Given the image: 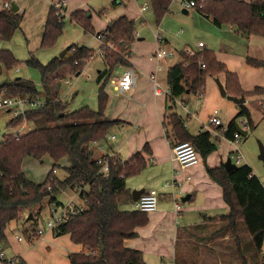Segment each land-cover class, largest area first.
Returning a JSON list of instances; mask_svg holds the SVG:
<instances>
[{"label": "trees", "instance_id": "trees-1", "mask_svg": "<svg viewBox=\"0 0 264 264\" xmlns=\"http://www.w3.org/2000/svg\"><path fill=\"white\" fill-rule=\"evenodd\" d=\"M150 1L155 21L159 23L168 12L172 0ZM194 8L209 16L216 26L232 24L244 36H264V0H203L201 6ZM71 16L85 31L92 29L90 15L86 11L76 10ZM22 17V12L0 6V38L10 40ZM64 17L58 15L51 4L45 19L41 48L55 44L62 33ZM134 32L135 22L126 16H119L104 31L99 32L105 33L106 39L111 40L116 49L100 45L108 67L97 78L101 82L97 93V109L85 105L69 111L68 102L60 99L57 91L63 78L61 72L68 69L79 74L85 62L95 56L94 50L72 44L69 50L73 47L74 52L69 57L55 56L47 63H42L34 55L19 60L10 50L0 49V62L7 69L21 64L37 69L41 84L39 89L32 79L17 77L0 84V90L9 96L27 98H39L40 93H43L45 100L43 107L26 109L7 122L8 127L29 122L35 125L34 128L22 134L8 133L0 141V242L6 238L7 224L16 220L25 209L40 205L45 198L60 205L61 202L55 196L57 192L87 184L88 188L79 194L86 201V209L70 215L54 231L55 234L68 233L73 243L85 249L69 253V264H146L142 252L126 247L124 240L134 237L137 227L148 223V214L135 208H120L121 204L132 201L131 190L126 187L125 179L139 173L145 167V159L139 152L128 159H122L118 154H104L102 159L109 163V172L105 175L100 171L101 163L93 156L92 147L93 142L104 141L108 130L119 122L104 115L107 102L104 86L111 79L115 66L129 65L126 54L134 39ZM181 54L183 59L167 70L170 100L187 89L191 92L199 89L197 93L202 95L205 77L217 76L219 73H224V86L229 95L264 92V87L243 91L237 74L219 62L211 49H200L192 55ZM199 61L205 66L201 67ZM246 63L264 68V61L251 57L246 58ZM239 106L235 118L244 116L251 129L253 125L248 108L243 104ZM168 119L171 134L167 136L171 145L188 141L202 158L215 150L217 138L212 139L210 131L192 135L179 115L172 113ZM233 123L230 122L226 131L230 139H233L235 131ZM145 150L148 147L145 146ZM45 155L52 159L51 168L43 181L34 182L24 174L22 160L26 156L41 160ZM64 157H68L72 163L62 166L66 175L60 179L54 174V169L61 166L59 162ZM207 172L221 186L223 199L229 207L228 213L220 216L223 229L228 230L235 240L241 264H248L240 248V223L246 228L254 249L260 251L264 241V185L246 163L238 164L230 171L221 164L219 167L207 168ZM21 264L26 262L22 260Z\"/></svg>", "mask_w": 264, "mask_h": 264}, {"label": "crops", "instance_id": "crops-1", "mask_svg": "<svg viewBox=\"0 0 264 264\" xmlns=\"http://www.w3.org/2000/svg\"><path fill=\"white\" fill-rule=\"evenodd\" d=\"M5 1H9L15 4V0H0V6ZM54 1L55 0H24V6H22L23 8L20 7L18 4H15L17 6V11L23 13V17L19 27L15 30L14 34L17 32L21 34L22 38L20 40L22 43H24V48L22 52H17V46L15 45V43H13L12 39L3 40L0 38V49L10 50L17 58H29L31 55H34L42 63H47L52 57L55 56L59 58L69 57L71 55L69 48L62 56H59V53L65 47H69L72 44L78 46H85L89 49L94 50L95 52L97 51V54L87 64V66L94 64L93 60L98 56L101 58V63H99L100 68H97V74L95 77V82L98 86L96 93H98V88L101 84V82H98L97 78L99 74L108 67L107 62L102 54V51L100 50V41L96 38V31L97 33L104 31L108 27V25L119 16H126L128 19L133 20L135 22L134 39L129 44L127 49L128 53L126 54L129 65H123L120 67L118 65L115 66L111 73V79L118 77L125 70L124 67L133 66V70L137 75L136 82L133 87L124 92H119L115 90L113 88V85V92L106 91L107 102L104 110V115L110 119L118 120L119 122L112 126L107 132L110 135L114 134L115 137L113 139L104 140L105 143L102 144V146H106V151L103 150V152H100V149L95 147L98 145L92 143V147L94 148L93 156L99 159L102 158L104 154L116 153L122 159H128L135 152L141 153L145 159V167L139 173L133 175L132 177L130 176V179L132 180L130 183H127L129 177L125 179L126 187L129 188L131 191L133 189L140 188H144V190H149L151 188H154V186L159 185V183L162 182L164 179L166 182V179L168 178H171V180H176L177 185L172 191L168 190V188L163 187L164 189H167V191L163 190L164 192H162L165 194V198L161 199L159 204H157V208L155 210L147 212L149 218L148 223L144 226L137 227V234L132 238L125 239L124 245L128 248L139 249L142 252L143 259L146 264H151L153 261H156L158 264H165L163 262L165 258L171 259V264H223L224 258H222L223 256L220 255L225 251H217L219 249H216L214 247V243L216 239H220L227 233L226 230L223 229L222 220L213 222L211 221V219H219L221 215L228 213L229 207L223 199L221 186L210 178L207 172V168L219 167L221 166V164L224 165V162L226 161L227 157H230L232 162L235 163V155L238 154L237 144L239 143L241 137L236 143L233 141L232 138H229V136L226 134V131L231 121H234L233 125L235 131H239L237 126L240 121H246V118L244 116H239L235 118L236 114L240 110V104H237L232 100L228 99L226 96L221 95L219 91L215 78L218 77L219 81L224 86V73H219L217 76L207 75L205 77L204 91L202 95L199 96L198 93L196 94V92H191L187 89L179 96L174 97L173 100H170L171 97L167 85V70L169 67L176 65L183 59L182 54H180L181 49L187 46H192L186 43H184L182 47L174 46V43L170 38L162 36L160 32H158L156 40H154L153 43L152 41H150L152 43V54H145L146 50H143L142 48L144 46L143 41L145 40V37L140 36L136 31L135 18H140L139 22L146 23L148 19L143 13L144 11L149 10L151 13H148L147 16L149 18L151 17L155 19L153 10L151 8L150 0L148 2L146 0L142 3H139L138 6L133 3V7L125 4L124 10H126L127 12H122L123 14L121 13L115 18H111L109 21L105 22L104 28L101 29H96L91 25L92 29L85 31L84 27L79 22H77L72 16H70L69 26L66 27L64 24L62 33L57 38L55 44L49 48L43 49L40 47V41L44 31L45 19L48 9L51 4L54 3ZM112 3H119L123 5V0H113ZM179 3L181 5L183 13L188 14L189 9H194L197 13L200 14V16L212 22L209 16L203 15L195 8L184 7L181 4V0ZM142 6H144L145 8L142 9ZM63 8L64 12L65 9L66 11H70L72 9V5H70L69 10L68 5L66 4L63 6ZM76 10L80 9H73L70 12V15L73 11ZM101 12L102 11L100 10L98 11V13ZM127 13L130 16H128ZM170 13L171 11L169 6L168 12L165 15ZM142 16L144 17L141 18ZM160 23L161 21L159 23H156L157 26H159ZM212 24L214 23L212 22ZM75 26H78V30L83 32L86 36H88L89 38L91 37L89 39L91 40L89 44L85 45V42L81 40L76 42L73 41V37L76 35V33L74 29L70 28H73ZM221 27H228L230 31L240 34L236 31L235 25L223 24L219 28ZM249 36L246 37L250 38ZM251 36H254L253 40L255 48L254 50H248L246 52V55L242 56V61H244V65L242 64L240 67L233 68L226 67L229 71L237 74L240 87L243 91H252L256 87H264V68L261 66L249 65L245 61L247 57L264 61V36ZM136 43L140 46V48H136V51H138L137 55L135 54L134 50V46ZM159 47H164V49L166 50H171L173 51V54L177 51L178 60L173 62L169 60V58H171L173 55L162 56L159 59L153 57L156 49H158ZM192 48H194L195 51L200 49H211L205 46L204 43L202 46H198L197 44V47ZM148 55H150L148 57L149 61H146L144 58H146ZM137 56H139L140 58ZM215 57L221 63H223L221 59L224 60V62L228 63L226 58L220 57V59L217 55H215ZM223 64L225 65V63ZM1 65L4 66L0 62V71ZM61 74L63 75V78L60 80V85L57 90L58 97L63 101L68 102L67 110L70 111L71 109H69V101L66 100L67 94L62 95L61 85L63 83H68L70 81V78H73L74 76H77L79 74L73 73L68 69H64ZM207 77L209 78V80L206 82ZM15 78L17 77H10L7 81L13 80ZM153 80H155L159 85L161 89L160 93H153ZM205 85H208L209 87L207 90ZM105 89L106 85L104 86V90ZM40 95L44 96L43 93H40ZM233 96L239 97L241 95ZM243 96L245 97V101L242 104L248 108L250 112V118L252 120L253 127L251 128V130L254 129V132H256L257 130H259V128H261V124H264V92L251 93ZM201 98L211 103L216 102L217 104H226L224 98L230 100L231 103H228L227 109L228 111L231 110L233 112L231 116H228V122L226 124L223 123V121L218 115L217 110L216 116L220 118L222 122L221 125L213 126L207 123V119L209 118L213 110L216 108L210 110L208 112L207 117H202L201 115H199V108H196V103L198 99ZM193 103L195 104V106L193 105ZM235 104L239 107H235ZM181 107L184 109L185 112H183ZM5 111L9 112V110L7 109H5ZM172 113H176L182 118L185 127L187 128L188 132L192 135H195L201 131H210L212 139L217 138L215 150L208 154L205 158H202L198 154V162L196 164L189 167L180 168L179 164L176 161L172 160L171 144L167 136V134H171V124L168 122V116ZM197 114L198 117H196ZM193 119L197 123V126H195V128H189L191 123L194 122L192 121ZM29 125V122H23L22 124V126H26L27 128ZM239 128L241 129L240 132L242 135V131H245V129H243L242 126ZM246 132H248V130ZM258 136L261 139H264V133H261ZM145 146L148 147V150H145ZM45 156L48 157V155ZM45 156L43 158H46ZM28 157L30 156L24 157L23 160ZM50 161L52 165L51 158ZM59 163L61 166L64 167L70 166L72 161L68 157H64L60 160ZM241 163L244 162H241L240 160L238 164ZM251 169L254 173L252 167ZM54 172H56L55 169ZM65 175L66 173L63 170V175L59 178L61 179ZM134 177L135 179H132ZM72 189H68L63 192L68 193L69 191H72ZM181 190L183 191V194H181L180 200L182 201V198L185 196L188 197L185 201H182L184 205L181 206L180 210L175 211L174 203H171L170 200L167 199H172L173 202L175 200L179 202L180 200L178 199V194L181 192ZM56 198L58 201L61 202V204L63 203L58 197ZM68 198L70 200L72 198V195L68 196ZM40 211L42 212V208ZM40 211L38 212V214L41 213ZM23 212H25V210ZM30 212L25 214L28 215ZM38 214L36 216H38ZM36 216H33L32 219H26V217L24 218V216H21L20 218L19 216L15 220L16 225L12 223L14 226H16L14 229L18 231H16L17 236L14 234L9 239L6 236L5 240L0 242V248L3 251V256L0 258V264H21L22 260L26 262V264H34L33 262H30L28 257L25 255V252H27L25 251V249H27L26 247H23V249L21 250L24 257L15 256L17 251H14L9 243H15V241H23V238L21 240H18V237L21 235L28 240L29 244H38L39 246H41L40 239H42L43 237V251L46 253V255H48V262H45V264L57 263L54 262L55 251H50L52 248H48L49 244H54V246L56 245L59 248L64 249L65 251L63 252L66 254L67 259L69 253L85 250L82 245L73 243L70 240L68 233L55 234V230H46L42 236H33V238L39 237L37 240H33L32 238L28 237L29 235L23 231L25 229H23L19 222H22L24 224H31V222L33 223L36 221ZM10 223L11 222H9L8 224ZM208 225H216V229L213 228L208 237L204 239H199L197 237L195 240V235L205 230ZM26 226L25 227L28 229L29 225ZM143 231L144 233L141 235ZM165 232L168 233V238H170V240L167 245L162 247L161 245H158L157 242H159L160 239H163L162 236L159 234L163 235ZM242 232L244 235L246 233L249 237L246 228L242 223H240L239 234ZM145 233H147V240H152V247L147 244V240L143 241V235ZM227 235L230 239H233L230 233ZM45 237L46 240H44ZM55 241H57V244H55ZM233 242L234 241H229V245L227 243L226 248L228 249V252L229 250L231 251V245L233 244ZM222 245L224 246L223 243ZM18 248L21 249L20 246ZM262 248L264 249V247ZM7 255H9L10 257L8 258ZM218 256L219 259L217 260ZM20 259L22 260L20 261Z\"/></svg>", "mask_w": 264, "mask_h": 264}, {"label": "rangeland", "instance_id": "rangeland-1", "mask_svg": "<svg viewBox=\"0 0 264 264\" xmlns=\"http://www.w3.org/2000/svg\"><path fill=\"white\" fill-rule=\"evenodd\" d=\"M24 0H15V4H18L20 7L24 6ZM113 0H55L56 2H63V4L68 5V10L70 8V5H72V9L70 11H66L65 9V17H64V24L66 27L70 24V12L74 9H80L83 11H86L87 13H90V23L91 25L96 29L104 28L105 22L109 21L111 18H115L116 16L120 15L122 12H127L124 10L125 4L128 6L133 7V3L138 6L139 3H142L146 0H123V5L119 3H112ZM133 1V2H132ZM149 0H147L148 2ZM180 0H172L170 5V14L165 15L159 26H157L156 21L154 18H149L147 15L148 13H151L149 10L144 11V15L148 19V21L145 22H139L140 18H135L136 21V31L138 34L142 37H145V40L143 41L144 46L142 47L143 50H146L145 54H152V43L154 40H156L158 36V32L162 36H165L167 38H170L172 42L174 43V46L182 47L184 43L189 44L192 47H197V42L201 40L205 46L208 48H211L214 50L215 55H217L219 58L223 57L227 59V62H224V60L221 61L225 63L226 67L233 68V67H240L242 64L244 65V61H242V56L246 55V52L248 50H254L255 44H254V36H249L250 38H247L246 36L234 33L230 31L228 27H216L212 22L207 20L206 18L200 16L199 13H197L194 9H189L188 14H185L182 12ZM23 8V7H22ZM56 8V13L60 15L61 12L58 11L59 8ZM151 9V8H150ZM102 11L101 13H98V11ZM134 11V10H133ZM132 11V12H133ZM123 14V13H122ZM128 16H130L127 13ZM142 16L141 18H143ZM76 35L73 37V41H83L86 44H89L91 40L88 36H86L83 32L78 30V26H75L73 28ZM97 33V31H96ZM22 36L20 33H15L13 37L11 38L13 43L17 46V52H22L24 48V43L21 42ZM152 41V43L150 42ZM192 47H185L181 49V53H187L188 48L195 51ZM136 48H140L139 44H135L134 50L135 54H138V51H136ZM164 48V47H162ZM44 49V48H43ZM113 49V48H111ZM114 49H116V46L114 45ZM157 50V49H156ZM154 53V51H153ZM180 53V54H181ZM97 54V51L95 52V55ZM178 52H174L173 56L169 58V60L177 61L178 60ZM148 55L146 58H144L146 61H149ZM139 57V56H137ZM17 58V57H16ZM27 57L19 58V60H25ZM140 58V57H139ZM143 59V58H141ZM45 60V59H43ZM92 60V59H91ZM85 62V67L81 71V73L77 76H74L73 78H70L68 83H63L61 85V91L62 95H66V100L69 101V109L74 110L77 108H80L82 106H89L92 109H97L98 107V100H97V84L95 82V77L97 74V68L99 67V63H101V58L98 56L93 61L94 64L88 65V62ZM40 61V60H39ZM246 61V60H245ZM147 64V63H145ZM123 66V65H118ZM132 68H134L132 66ZM126 69V67H124ZM123 69V70H124ZM234 71V70H233ZM24 77L32 79L35 83V85L41 89L40 84V74L37 69L30 68L25 66L24 64L18 65L17 67H14L12 69H6L5 66L1 65V71H0V84L7 81L8 78L13 77ZM211 79V78H210ZM209 80V78H206V82ZM212 80V79H211ZM206 90L209 88L208 85H205ZM106 91H114L112 88V84L110 83V80L106 83ZM198 91H200L198 89ZM197 91V92H198ZM196 92V94H197ZM107 93V92H106ZM118 93V92H117ZM119 94V93H118ZM42 98L43 96L40 95ZM226 104H217L216 102H208L207 100H204L203 98L198 99L196 103V108H199V115L202 117H207L208 112L212 110L213 108H216L218 110V115L223 121L224 124L228 122V116H231L233 111H228L227 105L228 103H231L230 100H227ZM195 106V104L193 103ZM235 107H239L238 105H234ZM234 107V108H235ZM182 108V107H181ZM233 108V109H234ZM105 110V108H104ZM183 112L184 109L182 108ZM15 115L14 109L10 110L9 112H6L5 109H0V141L3 140L4 136L8 133H24L32 128L35 127L34 124L30 123L28 128L26 126H22L23 123L19 124L16 127H8L7 122L8 120ZM198 117V114L197 116ZM203 120V119H201ZM189 128H195L197 126V123L193 119ZM208 123V119H207ZM238 124V123H237ZM22 126V127H20ZM239 127L242 126V121L238 124ZM259 130L254 132V129H248V132L246 135H241V138L239 140L238 146V153L242 156L241 162L249 164L252 168L254 173L257 175V177L261 180V182L264 185V165L262 160L258 158L259 153V147L258 142L260 141L264 145V139H261L258 135L261 133H264V124H261ZM190 130V129H189ZM195 130V129H194ZM194 132V131H191ZM258 134V135H257ZM101 144H104L105 142L102 140L100 142ZM96 148L100 149V152L106 151V146H101L100 148L98 146H95ZM113 148V147H112ZM109 151V150H108ZM114 151V150H113ZM46 158H42L41 160H37L32 157H28L23 160L22 162V170L25 175L29 177V179L33 180L34 182H41L43 181L46 173L51 168V161L49 156H45ZM56 172H54L57 177H62L63 175V168L62 166L55 167ZM132 177V176H131ZM132 179H135L132 178ZM132 180L128 179L127 183H130ZM166 182H171V178L166 179ZM165 179L159 183V185L154 186V189L158 192H164L167 191V189H164ZM164 187V188H163ZM87 189V187H86ZM164 190V191H163ZM170 190V189H168ZM70 192V193H69ZM68 193H64L63 191L57 192L56 197H58L63 203H66L69 201L68 196L72 195L73 200L70 199V202H78L77 197H75L77 194L72 190ZM182 192V193H181ZM178 194V199L180 200L181 194H183V191ZM170 200L171 203H174L172 199ZM161 200L158 201V204ZM181 206L184 205L183 202L179 201ZM53 203H50L48 198L43 199L40 205H34L30 208L25 209V212L20 213L21 216H24V218L27 216L25 213H28L31 211L33 216H36L39 212V208H42V212L36 216V221L31 222V224H24L22 222H19L20 225L23 227V230L26 234H28L30 238L38 239L39 237L33 238L36 234H31V231L33 232V229H35L37 226L43 227L46 224V220L50 214V207ZM40 206V207H38ZM120 208L122 209H131L133 208L132 201L123 203L120 205ZM49 213V214H48ZM25 214V215H24ZM218 220H221V217L219 219L214 218L211 219V221L216 222ZM15 220H12L10 224L6 227V236L8 239L13 236L14 234L17 236V230L14 229L16 226ZM30 223V222H29ZM28 226V229L26 228ZM26 226V227H25ZM242 226V225H241ZM214 229H216V225H208L205 230L202 232H199L195 235V240L198 237L199 239L206 238L210 234V232ZM12 229V230H11ZM17 231V232H16ZM229 231L226 230V233ZM21 233V232H20ZM144 233V231L141 233V235ZM222 236L220 239L215 240L214 247L216 249H219L217 251L224 252L220 256H223L222 258L224 263L223 264H241V259L239 257V254L237 252V247L234 239H230L228 235ZM157 235V234H156ZM162 236L163 239H160L159 242H157L158 245H161L164 247L169 242L170 238H168V233L165 232ZM37 236V235H36ZM228 236V237H227ZM240 236V248L242 249V253L245 256L248 264H264V249L262 248L260 251H256L254 249L253 244L250 241V238L242 233L239 234ZM23 241H15L9 242L12 246V249L16 252L15 256H21L24 257L22 254L23 247H26L25 249L26 256L28 257L30 262H33L34 264H45V262H48V255L43 251V237L40 239V245H32L28 243V240L24 238L22 235ZM16 238V237H15ZM31 239V240H32ZM46 240V237L44 238ZM147 240V233L143 235V241ZM194 240V241H195ZM229 241H234L231 245V251L226 248L227 243L229 245ZM204 243V242H203ZM224 244V246L222 245ZM16 244V245H14ZM49 244V243H48ZM55 244H57V241H55ZM147 244L152 247V240H147ZM21 247L18 248V247ZM264 247V244L263 246ZM48 248H52L50 251H55L54 255V262H57L56 264H69L66 254L63 252L64 249L59 248L58 246H54L49 244ZM8 258L10 257L7 255ZM217 256V255H216ZM30 257V258H29ZM33 261H31V260ZM219 259V256L217 257V260ZM22 259H20L21 261ZM62 260V261H61ZM154 262V263H153ZM151 264H158L156 261H153ZM165 264H171V259L165 258L163 261ZM46 264H52V263H46ZM163 264V263H162Z\"/></svg>", "mask_w": 264, "mask_h": 264}, {"label": "built area", "instance_id": "built-area-1", "mask_svg": "<svg viewBox=\"0 0 264 264\" xmlns=\"http://www.w3.org/2000/svg\"><path fill=\"white\" fill-rule=\"evenodd\" d=\"M203 0H181V4L184 7H189V8H194L196 6H201V2ZM53 5L58 9L61 16H65L64 13V4L63 2H56L53 3ZM3 8H10L11 7V2L5 1L1 5ZM145 7L142 6V9ZM96 38L100 41L101 44H105L106 46L113 48L114 49V43L111 40L106 39V34L105 33H96ZM198 46H202L203 42L199 41ZM189 55H192L194 51L190 48L186 49ZM70 52H74V48L72 47L70 49ZM171 56L173 55V51L171 50H166L164 48L159 47L153 57L159 59L162 56ZM76 63V61H75ZM199 64L201 67H204V63L202 61H199ZM136 73L134 72L133 68L131 66H127L126 69L116 78L110 79V82L113 85V88L119 92H124L129 90L131 87L134 86L136 82ZM154 85H153V93L157 94L161 92V89L157 82L155 80ZM45 105V100L42 97L39 98H27V97H17V96H9L3 92V90H0V109H7V110H12L14 109L15 115L18 113H22L26 109H35V108H41ZM217 109H214L211 115L208 118V123L213 125V126H219L221 125V120L219 117L216 116ZM242 128L247 131L250 129L249 123L247 121L242 122ZM17 133V132H16ZM13 133V134H16ZM115 137L114 134L110 135L109 133L106 134L104 140H109L113 139ZM241 137V132L240 131H235L233 133V141L238 142V139ZM101 141H95L93 142L95 145H98L99 147L102 146L100 143ZM171 150H172V160L176 161L179 164L180 168H185L192 166L198 162V152L196 151L195 147L188 141H180L176 142L171 145ZM114 154H109L111 156L115 155ZM241 159V155L238 153L235 155V163L238 164ZM98 162L101 163V169L105 175H108L109 172V163L108 160L99 158L97 159ZM189 178V177H187ZM177 185V181L172 179L171 182H165L164 187L170 189L171 191L175 189ZM88 185L87 184H81V185H76L73 187V191L77 194L75 197H77L78 202H73L71 203L70 200L66 203H62L60 205H56V203H53L50 207V214L46 220V224L41 227L37 226L35 229H33L32 234H36L38 236H42L43 233L46 230H55L57 229L64 221L68 219V217L72 214H77L86 209V201L82 198H80L79 194L83 189H86ZM88 188V187H87ZM165 198V194L156 191L154 188H151L149 190H144L139 197L136 200H132L133 203V208L139 210V211H144V212H149L153 211L157 208L158 201ZM73 200V198H71ZM181 208V204L177 202L176 200L174 201V209L175 211H179ZM22 237L19 236L18 240H21ZM3 256V251L0 248V258Z\"/></svg>", "mask_w": 264, "mask_h": 264}, {"label": "water", "instance_id": "water-1", "mask_svg": "<svg viewBox=\"0 0 264 264\" xmlns=\"http://www.w3.org/2000/svg\"><path fill=\"white\" fill-rule=\"evenodd\" d=\"M11 8L13 11H17V6L14 3H11ZM185 11V10H184ZM68 46L65 47L60 53L59 56H62L67 50H68ZM215 81L217 83V86L219 88V91L221 93V95L226 96L228 99L232 100L233 102L237 103V104H242L245 101V97L243 95L241 96H233V95H229L226 93V89L223 86V84L219 81L218 77L215 78ZM237 128L239 129V131H241V129L237 126ZM246 131H242V135H246ZM258 147H259V153H258V158L260 160H262L263 165H264V145L259 141L258 142ZM224 166L225 168L230 171L234 168L237 167L236 163L232 162L230 157H227L226 161L224 162ZM144 191V188H140V189H133L131 191V195H132V200H136L139 195ZM188 196H185L182 198V201H185L187 199ZM33 215L30 212L27 216L26 219H32Z\"/></svg>", "mask_w": 264, "mask_h": 264}]
</instances>
